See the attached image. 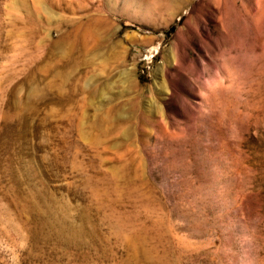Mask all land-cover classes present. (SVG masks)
<instances>
[{"label": "rangeland", "instance_id": "obj_1", "mask_svg": "<svg viewBox=\"0 0 264 264\" xmlns=\"http://www.w3.org/2000/svg\"><path fill=\"white\" fill-rule=\"evenodd\" d=\"M0 264H264V0H0Z\"/></svg>", "mask_w": 264, "mask_h": 264}, {"label": "bare ground", "instance_id": "obj_2", "mask_svg": "<svg viewBox=\"0 0 264 264\" xmlns=\"http://www.w3.org/2000/svg\"><path fill=\"white\" fill-rule=\"evenodd\" d=\"M125 9V8H124ZM129 9V8H128ZM146 14V13H145ZM147 15V14H146ZM148 16V15H147Z\"/></svg>", "mask_w": 264, "mask_h": 264}]
</instances>
